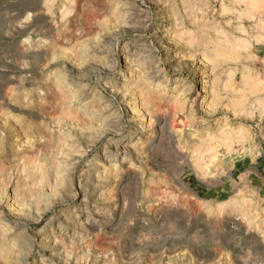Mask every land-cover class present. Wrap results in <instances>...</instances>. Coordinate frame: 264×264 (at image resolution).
Wrapping results in <instances>:
<instances>
[{
    "label": "rangeland",
    "instance_id": "rangeland-1",
    "mask_svg": "<svg viewBox=\"0 0 264 264\" xmlns=\"http://www.w3.org/2000/svg\"><path fill=\"white\" fill-rule=\"evenodd\" d=\"M0 264H264V0H0Z\"/></svg>",
    "mask_w": 264,
    "mask_h": 264
},
{
    "label": "bare ground",
    "instance_id": "bare-ground-1",
    "mask_svg": "<svg viewBox=\"0 0 264 264\" xmlns=\"http://www.w3.org/2000/svg\"><path fill=\"white\" fill-rule=\"evenodd\" d=\"M249 5H250V3H249ZM255 8H257V7H255ZM253 9V8H252ZM253 18V17H252ZM260 18V17H259ZM258 24V23H257ZM256 27H257V25H256ZM246 28V27H245ZM249 28V27H248ZM247 29V28H246ZM263 29V28H262ZM255 30V29H254ZM260 31V30H259ZM261 32H263V31H261ZM260 33V32H259ZM254 40V39H253ZM225 42V41H224ZM254 50L256 51L257 49L256 48H254ZM235 51V50H234ZM254 79V78H253ZM234 81H236V78H234ZM235 83V82H234ZM94 238H98V237H95L94 236Z\"/></svg>",
    "mask_w": 264,
    "mask_h": 264
}]
</instances>
